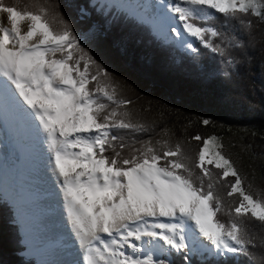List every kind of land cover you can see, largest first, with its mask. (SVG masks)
<instances>
[{
  "label": "snow or ice",
  "instance_id": "snow-or-ice-1",
  "mask_svg": "<svg viewBox=\"0 0 264 264\" xmlns=\"http://www.w3.org/2000/svg\"><path fill=\"white\" fill-rule=\"evenodd\" d=\"M163 8L177 14L175 43L192 53L197 41L221 57L229 56L230 47H242L216 21L238 23L242 30L252 28L248 16L264 22V0L163 5L157 15L175 24ZM0 14L10 25L0 23V110L39 122L36 132L43 130L51 152L82 264H175L173 253L183 254L185 264L198 254L201 264H239L241 254L256 259L249 250L255 244L249 221L259 222L264 232V196L245 190L217 136L195 135L202 145L196 156L179 142L135 139L149 124L129 108L132 101L122 95L117 78L83 46L63 14L36 0H0ZM229 176L234 181L223 179ZM218 186L230 188L231 207ZM222 211L228 222L219 219Z\"/></svg>",
  "mask_w": 264,
  "mask_h": 264
},
{
  "label": "trees",
  "instance_id": "trees-1",
  "mask_svg": "<svg viewBox=\"0 0 264 264\" xmlns=\"http://www.w3.org/2000/svg\"><path fill=\"white\" fill-rule=\"evenodd\" d=\"M91 1L36 0V3L63 14L83 46L117 78L122 95L132 101L129 108L150 126L149 131L136 133L135 139L168 140L173 145L179 142L196 156L202 145L193 137L215 135L223 144L224 154L234 163L235 141L255 160L264 162V22L248 16L252 28L242 30L238 23L222 26V21H216L221 31L242 42V47H230L229 56L221 57L204 49L198 41L196 53L174 41H164L149 24L126 12L106 9L97 3L92 5ZM6 3L16 4L17 0ZM229 59L232 64L227 63ZM203 119L211 123L204 125ZM236 163L243 178L242 186L249 192L245 175L249 173L248 166ZM256 166L264 168L260 162L255 164L258 173ZM262 174L261 171L258 177L264 178ZM218 189L225 205L231 207L232 198L226 195L230 188L218 186ZM13 210L10 201L0 194V264H36L35 258L20 253L25 250V243ZM218 217L229 221L223 211ZM249 225L255 236V244L249 250L256 259L241 254L239 264H258L264 258V247L260 244L264 232L254 219ZM172 259L175 264H185L183 254L173 253ZM201 259L199 254L191 257L192 264H201ZM207 264L215 262L208 260ZM229 264L236 261L230 260Z\"/></svg>",
  "mask_w": 264,
  "mask_h": 264
},
{
  "label": "bare ground",
  "instance_id": "bare-ground-1",
  "mask_svg": "<svg viewBox=\"0 0 264 264\" xmlns=\"http://www.w3.org/2000/svg\"><path fill=\"white\" fill-rule=\"evenodd\" d=\"M116 2L130 8L132 12L134 11L133 16L139 21L150 23L154 33L160 37H165L168 40L169 38L170 40L178 39L171 31V27L179 26L177 14L172 13L168 8H163V12L176 21L175 24H170L167 18L157 15L163 5L175 3L178 0H145V5L142 0H116ZM129 12L131 11L129 10ZM0 23L2 26H10L6 14H0ZM21 26L23 28V22ZM188 40L191 41L192 38L188 37ZM0 79L4 78L0 77ZM11 87L15 91L14 86ZM21 103L23 102L21 101ZM24 107L27 109L26 105ZM28 111L31 110L28 109ZM1 113L12 125L17 126L16 138L13 139L15 143L12 144V147L18 149V183L23 198L26 200L24 206L26 241L40 243V245L26 250L27 253L39 258L47 255L49 261L46 264L82 263L83 250L67 220L63 196L53 171L54 165L50 163L51 158H48L50 150L46 138L42 129H40L39 135L36 132L39 122L26 121L12 109L1 110ZM9 132L13 133V130H9ZM62 212H64L63 215ZM59 215L63 218L61 219L62 223H60ZM57 221L59 222L58 226L56 225ZM65 245L66 247L62 248Z\"/></svg>",
  "mask_w": 264,
  "mask_h": 264
},
{
  "label": "rangeland",
  "instance_id": "rangeland-1",
  "mask_svg": "<svg viewBox=\"0 0 264 264\" xmlns=\"http://www.w3.org/2000/svg\"><path fill=\"white\" fill-rule=\"evenodd\" d=\"M142 1L144 2L143 5H145V0H142ZM95 2L98 5L102 4V2H106L107 3L106 5L112 4L111 8L115 9V10H120L119 7H124V6H121L120 4H118L116 2V0H92L91 4L93 5V3H95ZM104 7H107V6H104ZM124 8H127L132 12V10L128 7H124ZM145 23H147V22H145ZM147 24H149V23H147ZM153 33H154V31H153ZM154 34L157 35L156 33H154ZM161 38L167 42H170V41L175 42L176 41L174 39L170 40V38H169V40L166 39L165 37H161ZM192 40H193V38H192ZM180 47L187 50L185 47H182V46H180ZM16 127L17 126L12 125L8 119L6 120V118L3 116V114L1 113V110H0V194L5 199L10 201V203L13 205L14 218L16 219V221L20 225L21 232L23 235V242L25 243V247H24L25 250H23L24 252L22 251L20 253L22 255L24 254L26 257H34L36 259V261H35L36 264H42V263L46 264L49 261V257L47 255L44 256L43 258H39L37 256L29 255V253H27V251H26L33 246L35 247L37 245H40V243L36 242V241L32 242V243H28L26 241V234H25V230H24V216H25L24 206L26 204V200H24V198H23V194H22V191L20 190L19 183H18L19 182V178L17 175V170H18L17 164L19 163V157L17 155L18 149L12 147V144L15 143V140H13V139L16 138V131H17ZM9 130H13V133L9 132ZM14 135H15V137H14ZM233 146L236 147L235 152H234V156H233V160L235 161V163L233 162L235 168L237 169V167H236L237 161H240L243 164L248 166L249 173L248 174L246 173L245 175H247V180H248L247 183L250 185L249 193L253 194L254 196L256 194L264 196V183H263L264 178L258 177V175L260 174L261 171L264 172V168L260 169L258 166H256L257 168H259V171H260L259 173L254 168L255 164H258L259 162L264 164V162L262 160H259V159L255 160V158L250 154L249 151L244 149V147L239 146L238 142L235 141V144H233ZM49 157L52 160L50 151L48 153V158ZM210 166H212V165H210ZM238 168H240V167L238 166ZM262 175H264V174H262ZM262 177H264V176H262ZM63 214H64V212H62V215ZM59 218H60V223H62L63 220H61V219H63V218H61L60 215H59ZM57 224H59L58 221H57L56 225ZM197 235H198V232H197ZM200 239L204 240L205 243H209L203 237H200ZM65 247H66V245L62 246V248H65ZM127 251L129 253H131V249H127Z\"/></svg>",
  "mask_w": 264,
  "mask_h": 264
},
{
  "label": "water",
  "instance_id": "water-1",
  "mask_svg": "<svg viewBox=\"0 0 264 264\" xmlns=\"http://www.w3.org/2000/svg\"><path fill=\"white\" fill-rule=\"evenodd\" d=\"M24 252V251H23Z\"/></svg>",
  "mask_w": 264,
  "mask_h": 264
}]
</instances>
